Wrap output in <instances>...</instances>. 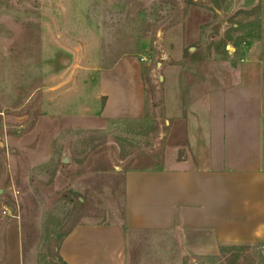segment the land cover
Listing matches in <instances>:
<instances>
[{"label":"rangeland","instance_id":"374dc122","mask_svg":"<svg viewBox=\"0 0 264 264\" xmlns=\"http://www.w3.org/2000/svg\"><path fill=\"white\" fill-rule=\"evenodd\" d=\"M252 43L264 52V0H0V264H65L75 225L121 222L124 171L164 160L166 74L207 90L229 46ZM124 56L142 64L145 116L103 118L98 74ZM179 238L152 236L155 264H175L169 244L181 264H264L259 243Z\"/></svg>","mask_w":264,"mask_h":264},{"label":"crops","instance_id":"0c3cea01","mask_svg":"<svg viewBox=\"0 0 264 264\" xmlns=\"http://www.w3.org/2000/svg\"><path fill=\"white\" fill-rule=\"evenodd\" d=\"M229 49L238 56L228 58L227 74L207 90L185 87L184 75L170 68L163 163L124 171L122 221L75 225L58 249L65 264H155L154 235L176 242L177 235L184 241L202 234L217 243L264 245V52L253 43ZM122 66L131 79L119 78ZM98 85L101 117L145 116L136 57H121L100 71ZM167 250L163 256L181 264L180 247L169 244Z\"/></svg>","mask_w":264,"mask_h":264},{"label":"water","instance_id":"95a60500","mask_svg":"<svg viewBox=\"0 0 264 264\" xmlns=\"http://www.w3.org/2000/svg\"><path fill=\"white\" fill-rule=\"evenodd\" d=\"M67 161V159H65V162Z\"/></svg>","mask_w":264,"mask_h":264}]
</instances>
